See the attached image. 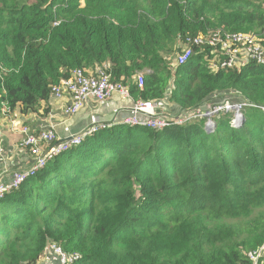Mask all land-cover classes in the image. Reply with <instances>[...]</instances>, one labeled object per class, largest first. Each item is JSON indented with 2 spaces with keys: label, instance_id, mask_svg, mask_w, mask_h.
<instances>
[{
  "label": "trees",
  "instance_id": "16d2710c",
  "mask_svg": "<svg viewBox=\"0 0 264 264\" xmlns=\"http://www.w3.org/2000/svg\"><path fill=\"white\" fill-rule=\"evenodd\" d=\"M217 28L264 47V0H0V111L47 117L53 87L104 65L134 100L254 106L237 127L224 113L88 137L0 199V264H40L54 243L74 264H264V66L212 73L209 48L171 61Z\"/></svg>",
  "mask_w": 264,
  "mask_h": 264
},
{
  "label": "built area",
  "instance_id": "2783aa9c",
  "mask_svg": "<svg viewBox=\"0 0 264 264\" xmlns=\"http://www.w3.org/2000/svg\"><path fill=\"white\" fill-rule=\"evenodd\" d=\"M260 38L247 33H230L217 31L208 37L198 36L188 38L182 46L181 53L176 59V65H185L195 55V50L204 51L209 48L216 55L210 65L212 73L220 70H240L250 63L264 66V47L259 43ZM109 66L104 65L96 69L94 73H85L77 70L70 79L62 80L58 86L53 87L51 97L62 100L68 96L71 104L66 108L67 116L76 115L81 111L89 99L104 103L114 96L132 100L130 90L122 82H113L107 73ZM139 86L143 87V76H137ZM214 97V96H213ZM211 97L197 108L184 111L179 114H171L166 108L167 102L161 101L153 103L151 101L133 100V105L128 110H120L108 122L100 121L93 123L91 127L84 130L79 135L61 141L54 128L31 132L24 129V138L21 140V147L29 153L33 162L24 169L14 172L9 177H0V199L12 191L18 190L29 178L34 177L45 168L48 162L67 152L72 148H77L88 137L111 127L113 122H120L130 127H143L150 130H162L172 122L183 125L194 123L198 120L205 121L207 129H214L218 118L224 113H232V125L239 126L244 112L254 106L243 100L238 103L220 102L210 104ZM262 254H252L251 258L257 262ZM79 255H68L58 244L49 245L44 253L40 264H74L79 260Z\"/></svg>",
  "mask_w": 264,
  "mask_h": 264
},
{
  "label": "crops",
  "instance_id": "0c3cea01",
  "mask_svg": "<svg viewBox=\"0 0 264 264\" xmlns=\"http://www.w3.org/2000/svg\"><path fill=\"white\" fill-rule=\"evenodd\" d=\"M94 70L88 72L93 73ZM133 98L124 99L114 96L111 100L99 103L89 99L84 108L75 116H67L66 108L71 104L68 97L62 100L51 99L50 113L40 117L31 112L23 114L21 109L0 111V177H9L14 172L28 168L33 160L21 147L24 129L31 132L54 128L61 141L79 135L93 123L111 120L120 110H128L133 105Z\"/></svg>",
  "mask_w": 264,
  "mask_h": 264
},
{
  "label": "rangeland",
  "instance_id": "374dc122",
  "mask_svg": "<svg viewBox=\"0 0 264 264\" xmlns=\"http://www.w3.org/2000/svg\"><path fill=\"white\" fill-rule=\"evenodd\" d=\"M120 20H122V19H120ZM119 21V20H118ZM214 24H216V25H218L219 23H214ZM217 27H219V26H217ZM220 30H222V29H218L217 28V30L216 31H211V32H209L208 34H203V35H201V36H203V37H208L209 35H211V34H213V33H215V32H217V31H220ZM223 31V30H222ZM244 33H247V34H252V35H255V36H257L258 38H260V36L259 35H257V34H255L256 32H250V31H247V32H244ZM180 54V53H179ZM179 54H178V56H176V57H173L172 59H171V61H175L176 59H178L177 57H179ZM166 57H169V55H166ZM170 58V57H169ZM174 63V62H173ZM172 95L169 93L168 94V96H167V98L165 99V102H167V106H166V108L170 111V113L171 114H176V113H178L179 112V114L182 112V109H181V107L177 104V103H175L174 101H172ZM242 101V99L239 97V96H237L236 94H233V93H224V94H216L209 102H210V104H212V105H214V104H216V103H220V102H225V103H238V102H241ZM214 121L216 122L217 120H216V118H214Z\"/></svg>",
  "mask_w": 264,
  "mask_h": 264
},
{
  "label": "bare ground",
  "instance_id": "6f19581e",
  "mask_svg": "<svg viewBox=\"0 0 264 264\" xmlns=\"http://www.w3.org/2000/svg\"><path fill=\"white\" fill-rule=\"evenodd\" d=\"M250 64H251V63H250ZM52 89H53V88H52ZM66 97H68V96H66ZM68 98H69V97H68ZM51 99L58 100V99H56V98H52V97H51ZM153 103H155V102H153ZM155 104H156V103H155ZM79 112H81V111H79ZM79 112H78V113H79ZM78 113H77V114H78ZM65 114H66V113H65ZM77 114H76V115H77ZM176 114H177V113H176ZM73 116H75V115H73ZM69 117H70V116H69ZM118 119H119V121H118V122H113V123L111 124V127H109V128H112L113 126H116V125H119V124L124 125L123 123L120 122L121 117L118 118ZM213 120H214V119H213ZM91 126H92V125H91ZM91 126H90V127H91ZM125 126H126V125H125ZM109 128H108V129H109ZM49 129H50V128H49ZM45 130H47V129H45ZM71 138H72V137H71ZM83 143H84V142H83ZM83 143H82V144H83ZM82 144H81V145H82ZM81 145H79V146H81ZM79 146H78V147H79ZM72 149H74V148H72ZM72 149H70V150H72ZM70 150H69V151H70ZM67 152H68V151H67ZM64 153H66V152H63L62 154H64ZM62 154H60V155H62ZM60 155H59V156H60ZM57 157H58V156H57ZM54 159H55V158H54ZM54 159H53V160H54ZM48 163H49V162H48ZM48 163H47V164H48ZM38 173H39V172H38ZM29 179H30V178H29ZM10 192H11V191H10ZM10 192H8V193H10ZM8 193H6V194H8ZM65 253H66V252H65ZM66 254H67V253H66Z\"/></svg>",
  "mask_w": 264,
  "mask_h": 264
},
{
  "label": "water",
  "instance_id": "95a60500",
  "mask_svg": "<svg viewBox=\"0 0 264 264\" xmlns=\"http://www.w3.org/2000/svg\"><path fill=\"white\" fill-rule=\"evenodd\" d=\"M243 121H245V120H243Z\"/></svg>",
  "mask_w": 264,
  "mask_h": 264
}]
</instances>
